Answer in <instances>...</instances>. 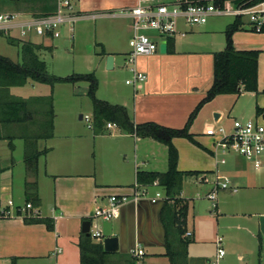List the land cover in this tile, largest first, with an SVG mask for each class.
Returning a JSON list of instances; mask_svg holds the SVG:
<instances>
[{"label":"crops","instance_id":"0c3cea01","mask_svg":"<svg viewBox=\"0 0 264 264\" xmlns=\"http://www.w3.org/2000/svg\"><path fill=\"white\" fill-rule=\"evenodd\" d=\"M152 1L155 4L175 5L199 0ZM140 2L141 0H78L75 10L82 15V19L77 23L85 20L108 21L115 30L116 38L119 35V38L124 37L125 41L130 42L134 35L133 20L119 12L133 9ZM218 18L221 17L211 18L207 24L196 27H188L181 22L173 37L163 38L159 35L160 46L164 39L166 41L167 53L161 54L159 48L153 57L139 60V68L148 75L147 82L142 87H135L128 96L116 91L112 93L119 101L113 105L125 107L136 124L156 123L172 129L184 128L192 112L205 98L203 91L210 88L213 78V55L216 51L201 52L196 48L203 46L198 39L203 37L211 47L213 38L223 34L232 24L222 23ZM105 28L108 33V27L97 23L94 34L101 47L99 67L107 70V57H115L120 50L107 43L103 30ZM154 32L143 31L145 34H155ZM111 34L110 32L109 35ZM188 36L186 46L178 47L176 39ZM244 41V38L236 34L233 38L234 48L237 51L254 49ZM34 42L45 47H54V41ZM222 43L221 41L219 45ZM37 85L43 84L30 81L23 87L11 88L10 93L17 98L30 99L47 97L54 91L48 86L50 89L46 92ZM213 114L219 115L218 121H215L217 125L223 121V112L214 110ZM79 120L86 124L82 119ZM78 125L81 123L66 121L59 130L57 116L55 117L54 137L38 142V150L46 153L40 157L36 173L27 169L24 161L25 143L18 137V126L0 127V135L4 137L0 141V264H12V260L16 264H80L78 243L83 221H90L89 217L97 208L107 205L110 197L132 194L137 184L138 172L165 173L168 170V150L165 145L148 138H137L117 127L106 129L104 134L95 135L87 124L86 128L91 133L83 131ZM205 126L206 130L213 127V119ZM8 136H17L12 142L13 150L10 148ZM20 144L23 155L18 158L16 153ZM91 148H95L94 153H91ZM185 164L179 156L180 172H206L213 175L218 169L229 180L231 188L221 191L218 194L219 200L217 197L215 202L217 218L212 223V230L234 233L232 238L229 237L227 249L222 244L226 252L222 259L218 258V238L210 240L216 247L215 254H205L198 249L202 245L198 229L204 220L194 221L189 229L188 212L186 230L192 233L193 243L188 248L187 264H264V164L261 169L255 170L252 166L249 168L247 163L245 165L236 161L233 168L225 172H221L217 162L215 168H210L201 157L194 162H188V166ZM202 176L188 177L197 182ZM26 183L36 184L40 199V206L37 208L40 218L50 219L53 230L42 223H26L24 213L19 216L17 210L24 209L28 203ZM201 186L207 189L198 193L197 197L207 199L212 186ZM153 190L156 189L151 191ZM180 198L188 203L190 209V199L185 195L184 184ZM22 199L25 200L24 205L20 203ZM11 200L14 207L10 211L17 216L4 218L2 211L8 208V201ZM162 207L163 202L128 204L122 209L120 219L108 223L113 226L106 230L99 228L104 238L120 239L121 251L112 254L111 263L119 262L121 258H129L130 252L141 245L146 253L145 264H167L165 260L170 264L169 259L164 256L166 241L161 222ZM197 218L210 220L202 215ZM211 218L214 216L211 215ZM259 236L262 239L261 255Z\"/></svg>","mask_w":264,"mask_h":264},{"label":"trees","instance_id":"16d2710c","mask_svg":"<svg viewBox=\"0 0 264 264\" xmlns=\"http://www.w3.org/2000/svg\"><path fill=\"white\" fill-rule=\"evenodd\" d=\"M18 0H0L3 3H14ZM202 1V0H201ZM204 1V0H203ZM226 0H214L215 5H223ZM234 3H248L250 5L264 0H230ZM57 0H38L30 11L32 17H43L55 14ZM244 30V23L236 18L226 29V48L213 55V78L205 98L192 112L184 128L172 129L156 123L136 124L128 110L119 105L97 98L99 83L94 73L73 74L68 77L51 75L47 63L40 58V52H52V47H45L35 42H21L8 39L9 43L20 47L21 62L15 63L9 58L0 56V127L18 126V137L24 140V161L29 172L36 173L40 157L46 151L38 150V142L50 140L55 133V107L53 94L47 97H34L30 99L17 98L11 95L10 89L23 87L28 82L50 86L52 91L58 84L88 83V97L92 101V123L95 135L106 132L108 123L116 125L121 131L136 136L148 138L167 147L168 170L165 173L138 172L137 184L151 186L159 183V188L165 193L167 199L161 210V222L165 231L166 253L170 264H187L188 248L193 243L192 237H187L186 219L189 205L180 198L183 191L184 180L188 176L198 177L208 173L180 172L178 170L179 154L173 141L185 138L195 142L191 134L192 125L200 110L207 103L218 96H241L244 92L256 93L258 90V57L259 51H237L234 48L232 36L235 32ZM257 116L263 115V109L257 107ZM17 136H8L10 148L14 149L12 142ZM4 137L0 135V141ZM1 163V158H0ZM0 165V174H1ZM26 196L28 203L34 208L40 206L36 184L26 183ZM19 216L21 215L18 213ZM28 224H45L53 230L50 219H28ZM80 251V264H136L132 256L121 258L119 262L111 263L112 254L106 253L102 242H94L91 236L81 234L78 243ZM262 251V239L259 236V255ZM12 264H16L12 260Z\"/></svg>","mask_w":264,"mask_h":264},{"label":"rangeland","instance_id":"374dc122","mask_svg":"<svg viewBox=\"0 0 264 264\" xmlns=\"http://www.w3.org/2000/svg\"><path fill=\"white\" fill-rule=\"evenodd\" d=\"M38 0H18L14 3H3L0 2V14L1 13H12L19 14L23 16H30L31 9L35 6V3ZM74 4L78 0H71ZM163 2V0H160ZM166 3V2H165ZM222 23H232L234 21L233 17H221L218 18ZM98 23L102 26L108 27V33H112L109 35L106 33V28L104 33L106 34V40L108 44H111L120 50L119 53L115 54L116 57V67L112 70H104L99 67L100 64V51L101 47L99 46L98 38L94 34L95 25ZM108 21H92L85 20L77 23L75 25L74 37L71 38L67 32H63V36L60 39L54 41L53 52L42 51L40 52V58L47 63L49 73L51 75L57 77H68L73 74H91L94 73L99 83V89L97 92V98L111 104H115L117 101L112 93L115 91L122 95H129L132 93L133 89L142 87L143 84L127 85L126 81L132 79L131 73V65H127V56L130 51L129 41H125L124 37H120L117 35L115 37V30L108 24ZM226 32V30H225ZM219 34L213 38V45L211 47L206 43L207 41L203 37H199V44L203 45L200 47H196L201 52H205L206 50L210 52H221L226 48V34ZM155 34L147 33V35L154 41L160 44L159 34L154 32ZM236 34H239L242 38L245 39V43L247 46H253L254 49H248L246 51H259L258 57V90L256 93L252 92H244L241 96L236 95H224L216 97L212 102L207 103L200 110L198 116L196 117L192 128L191 134L194 136L195 142H192L185 138H178L174 140V146L178 151V154L182 160V162L186 163L188 166V162H194L198 160L199 157L204 158V162L210 168L216 167L217 159L215 157L216 147L215 141L213 138L207 139L204 136L206 135V124L213 119L214 127H231L232 123L235 119L238 120H258V122L264 126V116H257L256 109L257 107L263 109L264 111V34H255L247 31L246 29L237 31L232 36L233 38ZM187 38H177V46L181 45L186 46ZM34 41H40L37 38L33 39ZM223 42L219 45L220 42ZM234 45V42H233ZM183 46V47H184ZM257 46V47H256ZM202 47V48H201ZM207 47V48H204ZM262 49H258V48ZM257 48V49H256ZM124 50V51H123ZM0 56L9 58L15 63L21 62L20 56V47L16 45H12L9 43L8 39L4 36H0ZM39 89L44 90L46 92L49 91L48 86L37 85ZM88 83H77V84H58L54 87V91L51 92L54 97V107L57 116V125L58 129L61 130L63 124L66 121H74L81 123L78 127H82L83 131L85 130L87 133H91L87 128L86 124L80 121V116H92V101L88 97ZM203 93H207L206 89H204ZM214 110H220L224 114L223 121L218 125L215 123V115L213 114ZM213 114V115H212ZM60 132V131H59ZM94 149L91 148V153H94ZM23 149L20 144L19 149L16 153V156L22 157ZM206 159V160H205ZM219 161L222 159L226 160V164H220L221 172L230 171L233 168L236 161H240V163H246L237 158L236 156L230 155H222L221 153L218 156ZM264 160V157H263ZM188 164V165H187ZM205 165V166H206ZM207 166V167H208ZM249 168L250 165H247ZM215 171V170H213ZM209 179L213 178L212 173L207 174ZM17 181V178H16ZM20 181V180H19ZM196 181L194 178L187 177L184 182V192L185 195L190 199V211L188 217L189 229L194 224V221H202L200 223V232L201 236V246H198L200 251L205 254H215L216 247L210 240L214 238H222L223 239V247L227 249V242L229 237L234 235L233 232L218 230L213 232L212 223L217 218L216 210L213 207L214 202L209 201L208 199H199L197 197L198 193H202L203 190L207 189V187L195 184ZM161 191V189L153 190L152 193L156 191ZM219 200V197H218ZM21 204H25V200L22 199ZM94 213L89 217L90 221H92V230H106L107 227L113 226L111 224L105 223L100 219L94 218ZM198 215H202L205 217H209V219H201L197 218ZM211 215L214 218H211ZM112 223V222H111ZM115 224V223H113ZM198 226L196 227V229ZM96 242V240H94ZM232 243V242H231ZM194 252V247H192ZM168 264V262L165 260ZM243 264H246L245 262Z\"/></svg>","mask_w":264,"mask_h":264},{"label":"built area","instance_id":"2783aa9c","mask_svg":"<svg viewBox=\"0 0 264 264\" xmlns=\"http://www.w3.org/2000/svg\"><path fill=\"white\" fill-rule=\"evenodd\" d=\"M57 11L55 14L43 17L23 16L12 13L0 14V36L7 39H15L21 42H34V38L41 41H55L63 36V32L73 38L75 25L82 19V15L75 10V4L71 0H57ZM119 14H126L133 20L134 35L129 42L130 52L127 56L126 64L131 65L132 79L126 81L127 85H137L147 82L148 75L141 72L138 68L140 58H150L159 51L160 44L154 42L145 30L155 31L160 37H173L178 31L179 23H184L188 27L205 25L214 17H233L239 18L244 23V29L255 34H264V1L248 4L234 3L226 0L223 5H215L214 1H192L175 5L155 4L152 0H141L140 5L128 10H122ZM116 15V14H114ZM95 17V16H94ZM93 17V18H94ZM115 17V16H114ZM184 36V34H183ZM89 129H93L92 116H82ZM116 125L108 123L106 129L111 130ZM206 136L215 141V157L218 164H226V160L219 161V153L222 155L236 156L242 159L255 170L262 168L264 164V126L258 120H238L235 119L229 128L209 127L206 130ZM197 184L211 185L212 189L207 195V199L217 201L218 194L221 191L229 190V180L220 174L218 169L214 172L213 178L203 175ZM160 189L156 181L151 186H141L136 184L132 194L112 196L108 204L99 207L95 211L94 218L100 219L106 223L117 221L121 217L122 209L128 204L139 205L143 202L157 204L165 202L167 197L165 193L152 189ZM14 207V202L8 201V208L2 211V217L12 218L17 216L10 211ZM20 213L25 218L36 219L40 217V212L34 208L31 203H27L24 209L19 208ZM26 213V214H25ZM20 215V216H21ZM90 236L93 240L103 243L104 237L98 230H92V221ZM187 237L192 233L187 232ZM223 239H217L218 258L222 259L226 252L222 248ZM136 264H145V250L141 245L136 246L131 252Z\"/></svg>","mask_w":264,"mask_h":264},{"label":"water","instance_id":"95a60500","mask_svg":"<svg viewBox=\"0 0 264 264\" xmlns=\"http://www.w3.org/2000/svg\"><path fill=\"white\" fill-rule=\"evenodd\" d=\"M165 42L166 41L164 39V41L161 42V46H160V52H161V54H164V55L167 53V44ZM114 59H115V57L113 55H109L107 57V59H106L107 70H112L114 68ZM141 59H144V58H140L139 60H141ZM138 68H139V66H138ZM139 70L141 72H144L140 68H139ZM80 119H82V115L80 116ZM218 119H219V115H216L215 121H218ZM90 229H91V221H89V220L83 221L82 229H81L82 234L89 236L90 235ZM103 245H104V250L106 253L113 254V253H118L121 251V243H120V239L118 237H107V238H105L103 241Z\"/></svg>","mask_w":264,"mask_h":264}]
</instances>
